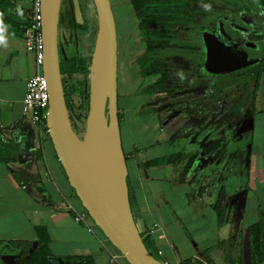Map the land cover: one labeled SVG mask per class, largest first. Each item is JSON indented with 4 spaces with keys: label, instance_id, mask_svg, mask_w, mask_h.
Masks as SVG:
<instances>
[{
    "label": "crops",
    "instance_id": "0c3cea01",
    "mask_svg": "<svg viewBox=\"0 0 264 264\" xmlns=\"http://www.w3.org/2000/svg\"><path fill=\"white\" fill-rule=\"evenodd\" d=\"M31 4L32 0H15L14 9L0 11V264H24L23 259L45 240L50 264H129L90 215L76 220L85 209L51 138L24 113L27 79L37 67L34 53L14 23L26 21ZM128 21L131 29L117 35L123 75L131 63L129 53L145 47L137 32V18ZM139 82L131 89L135 93L131 98L137 102L133 106L141 108L139 114L130 110L124 98L119 113L135 129L127 134L124 150L131 161L128 185L133 212L143 236L167 264H264L253 254L250 234L251 226L262 225L264 254V194L237 190L233 198L223 186L219 213L215 206L219 193L214 196L211 190L209 168L226 155L210 166L201 165L189 182L181 180L189 153L167 152L165 145L181 138L167 136L157 110L142 111L147 97L137 93ZM143 125L146 130L139 131ZM177 152L183 155L181 163L142 164ZM258 152L264 154V146ZM139 154L147 159L138 158ZM219 171L218 178L223 180ZM263 175L264 167L254 175L257 190H264Z\"/></svg>",
    "mask_w": 264,
    "mask_h": 264
},
{
    "label": "trees",
    "instance_id": "16d2710c",
    "mask_svg": "<svg viewBox=\"0 0 264 264\" xmlns=\"http://www.w3.org/2000/svg\"><path fill=\"white\" fill-rule=\"evenodd\" d=\"M80 1L88 23L87 28L83 29L77 24L72 0H62L59 28H77L84 32L90 29V25L97 20L93 15L95 8L92 7L93 0ZM129 1L137 18L138 35L145 44L144 51L138 57L140 82L137 93L147 95L150 101L162 106L159 111V122L170 136H188L200 129L213 126L211 114L214 115L217 111L219 113L216 117L214 115V119L218 123L223 110L227 107V102L223 101L225 96L230 97L228 99L233 102L231 108L234 114L243 108L241 106L244 101L250 100L255 106L260 80L264 75V0ZM67 5L71 8H66ZM14 6L15 0H0V11L14 9ZM27 22L28 19L19 25L14 23V26L24 34ZM207 36L212 37V41L208 40ZM209 41L221 46H234L242 53H246L249 58H253L254 65L250 70L247 69V76H251V81L248 80L244 84L234 82L230 79L229 73L208 69L206 60ZM91 62L92 55L85 54L60 58L66 102L76 132L78 122L84 123L86 127L90 89L81 91L75 104L68 91L65 74L77 73L90 77ZM83 84L84 81L79 83L81 87ZM189 95L204 97L198 100L201 110L197 109L196 112L190 104L181 109L178 108L179 105L173 107V102ZM212 100L215 101L212 105L213 110H204V103ZM195 114L200 124L189 127L188 122ZM121 120L122 115L119 113L120 126ZM224 151L225 144L221 139L212 141L205 148L203 158L193 155L182 164L181 180L189 182L191 177L196 176L202 159L205 164H211L219 160ZM124 152L128 164L127 152L125 150ZM182 158V153L177 152L145 160L142 164L145 167L164 163L177 164L181 163ZM129 196L133 210L130 191ZM224 196L225 191L222 188L215 204L219 213L222 212L221 203ZM39 231L42 232L44 229ZM250 234L253 254L257 259L264 260L262 225L251 226ZM141 235L143 236L142 233ZM143 238L147 248L155 256L149 240L144 236ZM48 254V243L45 240L28 258L23 259V263L50 264Z\"/></svg>",
    "mask_w": 264,
    "mask_h": 264
},
{
    "label": "water",
    "instance_id": "95a60500",
    "mask_svg": "<svg viewBox=\"0 0 264 264\" xmlns=\"http://www.w3.org/2000/svg\"><path fill=\"white\" fill-rule=\"evenodd\" d=\"M43 72L50 107L49 136L83 207L129 264H167L147 248L132 210L118 103V39L111 0H93L98 31L92 52L89 111L84 134L74 129L60 69L62 0H40ZM77 24L87 28L80 0H72Z\"/></svg>",
    "mask_w": 264,
    "mask_h": 264
},
{
    "label": "rangeland",
    "instance_id": "374dc122",
    "mask_svg": "<svg viewBox=\"0 0 264 264\" xmlns=\"http://www.w3.org/2000/svg\"><path fill=\"white\" fill-rule=\"evenodd\" d=\"M112 7L114 10V15L116 19L117 35H121V32H126L131 29V24L128 19L132 17L136 18L132 6L129 0H123L118 2L116 0H111ZM95 6L92 4V7ZM71 8V6H66V8ZM94 18L97 17L96 8L93 10ZM90 29L87 32L77 28L62 27L59 29L58 42H59V53L60 58L72 57L80 54L92 55L97 31H98V17L97 20L90 25ZM137 27V24H136ZM126 38H130V35L126 33ZM119 41H120V37ZM208 40L212 37L207 36ZM212 41V40H211ZM207 46V60L206 65L208 69L220 71L222 73L226 72L230 74V79L234 82H244L250 80L251 76H247V69L250 70L251 66L254 65V59L249 58L246 53H240L234 46H221L215 43H211ZM128 44V41L126 42ZM121 48L119 47L118 57H119V70H118V101L122 106V100L129 101L132 109L131 111L139 114V107H134L137 102L134 97V85L137 80L140 79V69L138 66V56L139 53H129L130 59L129 69L125 75H123V70L120 66V61L123 58L121 56ZM121 57V59H120ZM62 60V59H61ZM127 61V60H125ZM122 73V74H121ZM66 84L68 91L72 95V99L76 104L78 102V95L81 91H87L90 89V77H86L82 74L77 73H66ZM84 84L82 87L79 85L80 82ZM261 84L258 89V95L255 100V106L252 105L251 101L245 103V108H242L244 115L240 120L233 121L228 126H221L218 129L216 127L212 130L204 131L198 134H194L187 138H181L175 140L171 144H166L165 147L167 152L183 151L188 153H195L202 150V146L206 142L210 141L215 137H222L226 142V156L218 162L215 166L209 168L212 174V187L211 190L214 196L218 195L223 186L226 187L228 193L231 194L233 198L237 196V190L241 193L253 195L254 192L259 191V194L263 195L264 190H257L255 184L254 175L264 167V154L259 153V150L263 149L264 146V75L261 77ZM225 96L224 102L227 101ZM197 98H191L190 100L185 99L184 102H189L190 105H196L197 102H193ZM254 112L253 113V107ZM148 107H143L142 111L147 110ZM228 108L223 110L224 117L229 116ZM121 114V113H120ZM143 114V113H142ZM222 114V116H223ZM129 118H133L134 115L127 113ZM123 119V118H122ZM228 122V121H226ZM38 124V123H37ZM84 123L78 122L77 133L82 136L84 134ZM121 137L123 142V147L125 148V142L127 134L131 131H135L133 124L121 120ZM146 126L143 125L139 131L146 130ZM44 135L47 134L44 132ZM138 135L137 131L135 132ZM138 137V136H137ZM139 138V137H138ZM253 155V156H252ZM140 159H147V155L139 154ZM256 161L258 164L256 165ZM128 166L130 168L131 161H128ZM219 172L224 174V179L221 180L219 177ZM264 176V175H263ZM255 183V184H254ZM76 198V197H75ZM77 206L80 207L76 199ZM155 256L160 258L159 254L154 250Z\"/></svg>",
    "mask_w": 264,
    "mask_h": 264
},
{
    "label": "built area",
    "instance_id": "2783aa9c",
    "mask_svg": "<svg viewBox=\"0 0 264 264\" xmlns=\"http://www.w3.org/2000/svg\"><path fill=\"white\" fill-rule=\"evenodd\" d=\"M31 11H27L28 19L24 37L27 49L34 53L37 70L27 79L26 93L24 97V113L30 115L31 119L38 123L41 131L49 134L47 126V115L50 107V97L47 79L43 72L44 61V37L42 32L41 1L32 0ZM89 213L84 211L77 214V221L84 220Z\"/></svg>",
    "mask_w": 264,
    "mask_h": 264
},
{
    "label": "flooded vegetation",
    "instance_id": "af4514ba",
    "mask_svg": "<svg viewBox=\"0 0 264 264\" xmlns=\"http://www.w3.org/2000/svg\"><path fill=\"white\" fill-rule=\"evenodd\" d=\"M60 29V28H59ZM139 38H140V40H141V37L139 36ZM142 41V40H141ZM143 42V41H142ZM219 45V44H218ZM236 48V47H235ZM144 49H145V47L143 48V49H141V50H136L137 52H135V53H139V55L144 51ZM237 49V48H236ZM238 50V49H237ZM239 51V50H238ZM240 53H242L241 51H239ZM139 57V56H138ZM189 67V66H188ZM231 95V94H230ZM146 97H147V99H146V102H145V106L144 107H148V108H153V109H155V110H157V117H158V122H159V111H160V109H161V107L162 106H160V104L159 103H155V102H152V101H150L149 100V98H148V96L147 95H145ZM191 98H197L196 100H194L193 102H197L196 103V105H192L194 108L193 109H195L196 110V112H197V109L198 110H201V105L199 104V102H198V100L200 101L202 98H204L203 96H193V95H189V96H186V97H183L182 99H180L179 101H176V102H173L172 103V105H173V107L174 106H176L177 107V105H179V109H181V108H184V106L186 107L188 104H190L188 101L187 102H184L185 101V99H188V100H190ZM228 98H230V97H228ZM228 98H226V99H228ZM229 100V101H228ZM227 101H225V102H227V107L226 108H228V110H229V116H227V117H224V115L218 120L219 122L218 123H216V119H214L215 117H216V114L217 113H219L218 111L216 112V114H214L215 115V117H214V115L213 114H211V123H214V125L213 126H210V127H207V128H204V129H200V130H198L197 132H195V133H192V134H190V135H188V136H175V135H173V136H170L165 130H163V128H162V126H161V124H160V122H159V125H160V127H161V129L167 134V136L169 137V138H187V137H190V136H192V135H194V134H198V133H201V132H204V131H208V130H212V129H214V128H216V127H219L218 129H220V128H222L223 126H228V125H230L233 121H235V120H240L241 119V117L244 115V111H243V109H239L238 111H236V113L234 114L233 112H232V108H233V102L231 101V99H228ZM248 101H250V100H248ZM213 102H215V101H210L209 103H204V105H203V107H204V110H208V109H210V110H213V107H212V105H213ZM247 101H244L243 102V106H241V107H243V108H245V109H247L244 105H245V103H246ZM206 105V106H205ZM253 105V104H252ZM232 107V108H231ZM195 112V113H196ZM253 113H255L254 112V107H253ZM196 115L197 114H195V116H193L192 118H191V120H190V122H188V124H189V127H192V125L193 126H195V125H199L200 124V122H199V120H198V118L196 117ZM226 121H228V122H226ZM222 126V127H221ZM216 139H221L222 140V142H223V144H225V151H224V153H223V155H222V157H224L225 155H226V142L224 141V139L222 138V137H215V138H213V139H211L210 141H208V142H206V144H204L203 145V147H202V150L201 151H199L200 153H189V156L187 157V159H186V161H185V163L188 161V158L189 157H191V156H193V155H197L198 157H200V158H203V154H204V151H205V148L212 142V141H214V140H216ZM181 153V152H180ZM221 157V158H222ZM220 158V159H221ZM219 159V160H220ZM218 161V160H217ZM217 161H215V162H217ZM214 162H212L211 164H213ZM211 164H205V162H204V159H202V162L200 163V166H199V168L201 167V165L203 166V165H205V167L206 166H210ZM199 168H198V170H199Z\"/></svg>",
    "mask_w": 264,
    "mask_h": 264
}]
</instances>
